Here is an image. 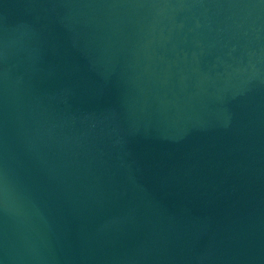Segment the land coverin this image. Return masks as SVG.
Here are the masks:
<instances>
[{"label": "water", "instance_id": "1", "mask_svg": "<svg viewBox=\"0 0 264 264\" xmlns=\"http://www.w3.org/2000/svg\"><path fill=\"white\" fill-rule=\"evenodd\" d=\"M0 264H264V0H0Z\"/></svg>", "mask_w": 264, "mask_h": 264}]
</instances>
